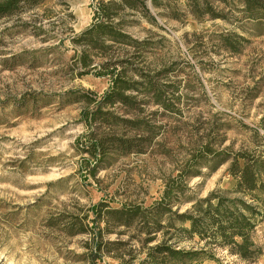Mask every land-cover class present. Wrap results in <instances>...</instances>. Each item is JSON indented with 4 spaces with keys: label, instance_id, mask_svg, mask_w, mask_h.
<instances>
[{
    "label": "rangeland",
    "instance_id": "obj_1",
    "mask_svg": "<svg viewBox=\"0 0 264 264\" xmlns=\"http://www.w3.org/2000/svg\"><path fill=\"white\" fill-rule=\"evenodd\" d=\"M66 2L74 15L69 25L79 32L90 23L97 0ZM216 5L223 8L224 18L193 15L183 0L173 9L149 4L157 26L135 17L138 21L128 31L150 40L145 64L166 69L164 78L178 86L179 111L149 107L158 111L153 116L160 126L156 144L148 152L118 158L96 179L86 180L76 170L79 155L73 147L84 130L79 121L83 104L68 102L70 94L65 93H100L108 78L76 74L68 39L58 42L66 36L59 5L54 4L50 19L43 18L42 36H50L44 42L33 35L32 26L19 25L15 17L0 19V264H89L92 204H149L204 142L214 148L264 150V19L246 18L235 1ZM172 11L178 18L170 16ZM32 12L40 19L44 15L40 8ZM32 12L20 20H28ZM228 32L244 38L237 51L223 45L220 36ZM226 166L210 174L200 167V175L187 181V194L203 197L213 189L232 187ZM189 206L184 202L179 209ZM81 227L88 230L78 232ZM218 256L222 264H264V257L247 263ZM96 264L121 262L103 255Z\"/></svg>",
    "mask_w": 264,
    "mask_h": 264
},
{
    "label": "trees",
    "instance_id": "obj_2",
    "mask_svg": "<svg viewBox=\"0 0 264 264\" xmlns=\"http://www.w3.org/2000/svg\"><path fill=\"white\" fill-rule=\"evenodd\" d=\"M177 0H97L92 6L90 23L75 32L74 19L66 0H0V19L15 17L22 26H32L36 37L45 34L43 18H51L55 6L61 7L59 24L74 52L71 56L76 74L107 77L108 85L100 93L88 89L68 90V102L83 104L79 121L84 130L74 138L79 155L77 172L83 179H96L97 173L129 154L148 152L156 142L160 126L155 124L157 110L177 113V85L168 81L166 69L154 70L145 64L148 38H136L128 27L139 16L157 26L149 4L173 9ZM188 12L196 16L224 18L223 8L230 2L241 4L240 12L258 22L264 19V0H183ZM42 9V19L33 16ZM30 13L21 21L23 13ZM171 17H176L175 11ZM223 45L237 51L241 35L222 34ZM50 36L40 37L42 42ZM227 164L233 178L230 188L213 189L203 197L188 195L187 181ZM159 197L149 204L123 202L113 207L99 201L90 206L89 264L110 255L121 264H188L211 260L222 264L218 256L252 263L264 257V150L255 148H214L204 142L185 161L174 176L164 181ZM190 206L180 211V204ZM122 228V229H121ZM79 228L78 232H86ZM126 234L125 239L104 240V234ZM260 233L261 236L260 237ZM183 243H188L187 246Z\"/></svg>",
    "mask_w": 264,
    "mask_h": 264
}]
</instances>
